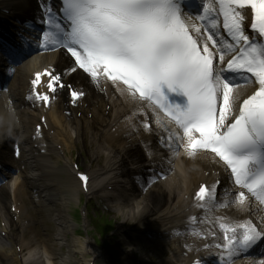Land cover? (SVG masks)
Here are the masks:
<instances>
[{
	"label": "snow or ice",
	"instance_id": "obj_1",
	"mask_svg": "<svg viewBox=\"0 0 264 264\" xmlns=\"http://www.w3.org/2000/svg\"><path fill=\"white\" fill-rule=\"evenodd\" d=\"M214 3L215 9L208 0H63L69 26L45 32L42 46L65 49L77 66L72 72L82 69L93 81L104 77L118 88L122 83L133 98L138 94L163 111L183 130L188 156L214 154L236 185L264 202V43L253 42L244 23L247 15L251 29L264 37V0ZM217 16L232 43L216 39ZM239 72L250 74L254 85L243 99L225 74ZM42 77L52 94L66 87L60 75L45 70L35 74L34 88ZM70 95L76 102L84 93ZM173 96L185 99L176 103ZM35 98L51 102L48 93L36 92ZM88 179L80 175L85 186ZM196 197L203 202L215 193L201 185ZM244 200L241 191L238 201ZM241 227L242 234L235 228L225 234L230 255L264 239V229Z\"/></svg>",
	"mask_w": 264,
	"mask_h": 264
},
{
	"label": "bare ground",
	"instance_id": "obj_2",
	"mask_svg": "<svg viewBox=\"0 0 264 264\" xmlns=\"http://www.w3.org/2000/svg\"><path fill=\"white\" fill-rule=\"evenodd\" d=\"M43 2L44 0H0V17L9 21L4 26L5 32L8 34L10 33L14 38L20 37L19 34H26V36L28 34L29 36H32L31 29H35L33 25H39L41 20ZM10 21L13 22L10 23ZM216 39L218 40L217 34ZM26 43H29V46H32L34 44V40L30 39ZM23 47H25L24 44ZM61 58L67 59L62 52H56L44 56L32 55L25 58L23 63L18 64L15 68H12V74L10 73L8 76L4 75L2 78L5 84L0 90V132L9 129V134L14 135V138L22 141L23 148L27 152L22 153L18 161L14 163L15 165L13 169L16 171V174L14 173L7 180V182L0 187V211L3 213V216L1 217L2 221L8 224L7 239H15L17 242H21L22 240L23 242L25 239L24 234L28 232L27 243L22 244V247L28 255L27 261L32 257L37 256L36 260L38 264H56V260L61 263L67 262L71 255L77 264H86L89 262L86 255L87 251H91L90 257L94 255L92 247L89 245V240H87V242H89L87 245L81 241L76 243L71 242L73 249L69 251V254L61 255L59 254V250L56 252L53 251L46 245L45 241L39 237V234L28 226L30 218L29 215H26L24 212L25 204H23L22 201V199H26L27 202L39 207L45 212L46 219L51 221V219H54V215H51L49 207L53 204V201L58 203L61 211L64 202H66L67 196H75L77 194L76 182L74 180L70 177L66 179L60 178L61 170L63 171V168L58 165L59 157L55 156V152L57 151L55 150L54 152L52 145L56 142H60L61 144L56 143L55 147L63 144L64 148H68L69 142L63 138V134L67 133V131H92L87 127V124L90 123V121H85L83 126L80 127V123L75 126L64 123V118L59 112L48 115L46 118L49 123L53 124V126L50 125V129L54 130V134L50 140L47 135L45 136L47 143V155H39V149H34L35 143H29V138L33 133V129L38 123V111L36 109H30L24 102L26 99V83L30 75L44 65H53L55 68L60 66L64 63V60ZM9 70L11 71V69ZM72 74L66 76L65 79L78 85L82 84L79 78L74 77V74ZM85 89L88 90L86 103H98L99 106L95 110L96 115L102 114L108 106L106 100L101 98L98 91L91 86H87ZM123 98L125 97L121 96L120 99L122 102H114L109 108L111 112L118 109L116 115L112 114L114 119L118 120L123 117L122 123H120L118 127L121 131L129 130L131 128L130 124L132 120L139 117L136 114H132L131 116L125 118V116L130 114L131 105L133 106V100L130 99V101H125ZM157 120L159 119L156 117L153 118V126L156 130L154 134L156 136L155 138L166 135L165 133L172 129L166 122L160 121V123H157ZM72 122L75 123L74 120ZM88 138H91L92 142H97V140L102 142L97 145V151L106 150L108 149V146L110 148L112 147V144L107 142L105 137L100 136L99 128L93 130ZM133 140H135V137L131 136L129 140H126L127 143L124 144L123 149L116 152L118 158L120 159V171L117 172L118 177L122 175H130V173L126 172L128 169L126 161L131 163L129 165V167H131L137 164L133 163L132 159L135 155L143 158L139 148H132L130 147V144H128V141L131 142ZM2 141L3 136L0 135V143ZM178 145L179 142H177V144L169 142L167 145L163 144V149L161 151L162 155H160V158L164 161H168L172 156H174V152L177 151ZM85 151L86 150H84V153ZM133 154L134 156L132 157ZM192 160L195 163H198L196 168L193 167ZM174 161L176 163V166L173 168L175 169L174 175H179L182 178V182L180 183V181H177L174 178H168L166 181L154 183L144 193L145 201L142 199L139 203L138 201L134 203L135 213L128 211L127 216L129 219L134 220V216L138 215L137 210L140 209L139 205L146 204V207L139 213L142 215L140 216V222H142L141 226H151V230L146 232H135L128 235L123 231V234L120 237L122 240L123 238L128 240L130 244L132 243V246L136 245L141 238H148V240L157 239L162 247L170 246L172 248L171 258L164 260L162 264H173L176 260L177 262H180L183 256L187 263L191 262V260L196 257H202L206 260V264H220L223 262L224 256L212 250L202 249V245L205 242L199 243L196 241L193 231L189 229V226L187 224L182 226L181 224L189 213L188 201H185L183 197L187 193L191 181L195 179L197 174H200L199 172L202 168L207 167L209 170L215 169V160L211 155L205 152H198L193 158L191 157L190 159H186L184 150H181L177 153V158H175ZM21 168L24 170L23 173L19 171ZM32 182L33 184H31ZM117 182L118 184L116 185L121 189V181L117 180ZM141 187L142 186L138 187L139 192ZM228 189H230V186ZM121 190L123 195L124 189ZM166 190L167 193L164 194ZM116 191L117 190L115 189V192ZM10 198H12L15 203H21L19 209L21 210L22 215L17 224L13 223L12 217L8 214L7 202ZM110 198L113 201H118L120 196L110 195ZM227 199V201H223L222 203L223 205H228L229 207L222 208L221 211H216L214 213L216 217L223 215L230 221L234 220L242 222L245 218L257 220L258 217H264V212L260 210V205L255 202L251 196H247L243 204H240L233 199L231 202L230 197H227ZM116 210L118 209L116 208ZM212 218L213 217L208 218V220L210 221ZM54 222L56 221L54 220ZM56 225L58 228L56 239H58L61 236L63 228L62 223L60 224L56 222ZM179 228H181L180 231H183V237L169 239V234L166 233V230L173 233ZM22 232L23 235H21ZM7 239H5V243L0 246V264H17L15 260L10 261L8 256L5 255V252L2 250V248L7 244ZM175 241L179 242L178 245L174 244ZM147 245H149V242ZM131 247L128 245L127 249ZM132 250L136 249L132 248ZM139 250L141 251V248ZM208 252H210L209 256L207 254ZM113 253L116 256H121L124 264L135 262V259H132L131 255L121 253V250L118 249V247L114 248ZM111 255L101 256L102 260H104L107 264H110ZM191 255L194 256L192 259L189 258ZM152 258L153 256L149 254L145 256V259H147V261L151 264ZM140 263L145 264L143 261H140ZM228 264L258 263L252 261L251 259H245L242 261H232Z\"/></svg>",
	"mask_w": 264,
	"mask_h": 264
},
{
	"label": "rangeland",
	"instance_id": "obj_3",
	"mask_svg": "<svg viewBox=\"0 0 264 264\" xmlns=\"http://www.w3.org/2000/svg\"><path fill=\"white\" fill-rule=\"evenodd\" d=\"M73 217H74V219L75 220H78L79 219V213L78 212H74L73 213ZM117 222H118V224L119 223H121V219H117ZM117 224V225H118ZM43 224L41 223V225L40 226H42ZM116 225V226H117ZM56 226H54V227H47L44 231H42L41 233L42 234H44V233H47V235H49L48 237H47V239H49V240H51V241H53V239H54V232H52L51 231V229L52 228H55ZM42 229V228H41ZM43 230V229H42ZM105 240H107V239H105ZM48 241V240H47ZM97 241H98V239H96L95 240V243H97ZM114 241H117V239L116 238H114ZM114 241H110L111 242V244H113L114 243ZM49 242V241H48ZM98 244V243H97ZM109 245V244H108ZM113 247V245L112 246H110V247H108L107 246V248H105V249H107L108 251H110L111 250V248ZM56 248L57 249H60L58 246H56ZM94 249L96 250V251H103V249H101V248H99V245H94ZM65 251H66V249H63L62 250V252H64L65 253ZM71 259L73 260V262L74 263H68V264H76V262L74 261V259L71 257ZM99 260V259H98ZM100 262V261H99Z\"/></svg>",
	"mask_w": 264,
	"mask_h": 264
}]
</instances>
